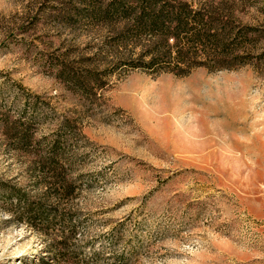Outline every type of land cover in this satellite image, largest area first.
<instances>
[{
    "label": "rangeland",
    "instance_id": "obj_1",
    "mask_svg": "<svg viewBox=\"0 0 264 264\" xmlns=\"http://www.w3.org/2000/svg\"><path fill=\"white\" fill-rule=\"evenodd\" d=\"M83 2L0 0V181L79 225L45 233L0 199V264H264V0L243 15L256 32L246 63L187 76L114 68ZM96 53L104 85L86 96L59 69ZM22 112L36 141L66 139L71 194L17 147L2 116Z\"/></svg>",
    "mask_w": 264,
    "mask_h": 264
},
{
    "label": "trees",
    "instance_id": "obj_2",
    "mask_svg": "<svg viewBox=\"0 0 264 264\" xmlns=\"http://www.w3.org/2000/svg\"><path fill=\"white\" fill-rule=\"evenodd\" d=\"M250 5V0H84L78 14L101 31L106 30L102 34L107 50L104 57L111 59L114 68L187 76L199 67L220 70L246 63L244 54L256 35L243 17ZM97 56V53L93 57L82 56L78 66L63 60L59 69L61 78L86 96L95 95L94 89L104 85L93 66ZM33 109L38 111L37 102ZM18 115L15 122L8 115L2 117L19 150L33 157L39 181L52 177L57 195L71 194L75 186L67 179L72 165L67 158L70 150L66 139L60 134L51 140L45 137L36 141L32 130L35 114ZM21 121L24 126L18 125ZM72 127L71 122L64 120L63 129ZM0 199L11 206L7 208L9 212L17 210L20 220L34 223L43 232L61 218L71 223L69 238L78 233L79 225L73 215L63 214L57 205L31 198L25 190L8 182L0 181ZM116 242L117 238L112 237L100 245L113 247ZM51 251L58 254L56 244ZM103 252L104 249L97 248L94 256L98 259Z\"/></svg>",
    "mask_w": 264,
    "mask_h": 264
},
{
    "label": "bare ground",
    "instance_id": "obj_3",
    "mask_svg": "<svg viewBox=\"0 0 264 264\" xmlns=\"http://www.w3.org/2000/svg\"><path fill=\"white\" fill-rule=\"evenodd\" d=\"M166 90H168V91H169V90H170V88H168V89H166Z\"/></svg>",
    "mask_w": 264,
    "mask_h": 264
}]
</instances>
